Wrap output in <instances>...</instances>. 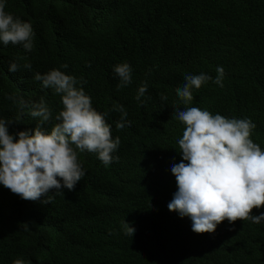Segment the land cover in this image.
I'll return each instance as SVG.
<instances>
[{"label":"trees","instance_id":"1","mask_svg":"<svg viewBox=\"0 0 264 264\" xmlns=\"http://www.w3.org/2000/svg\"><path fill=\"white\" fill-rule=\"evenodd\" d=\"M5 11L34 32L31 51L0 41V120L19 111L8 95L28 105L23 123L7 125L10 134L36 128L29 111L41 99L53 117L43 130L57 122L61 96L34 80L52 69L84 81L77 87L98 112L123 105L131 124L117 129L120 113L110 112L119 159L106 166L96 153L78 151L84 177L71 191L52 190L50 203L0 184V264H264V221L225 220L213 233H196L189 217L168 208L185 129L173 119L176 89L186 74L214 80L223 67V87L209 80L180 107L251 119L250 139L264 151V0H6ZM11 63L20 66L15 73ZM120 63L131 66L132 82L118 89ZM144 83L141 106L135 97ZM261 213L264 206L252 209Z\"/></svg>","mask_w":264,"mask_h":264},{"label":"clouds","instance_id":"2","mask_svg":"<svg viewBox=\"0 0 264 264\" xmlns=\"http://www.w3.org/2000/svg\"><path fill=\"white\" fill-rule=\"evenodd\" d=\"M5 3L6 0H0V41L4 45H22L31 51L34 36L31 24L7 13ZM19 67L11 63L8 70L15 73ZM23 67L31 70V64ZM113 72L119 78L118 89L131 84L132 69L128 63L115 65ZM216 72L214 80L204 73L186 74L185 83L176 89L179 101L174 105L173 119L182 122L185 129L178 140L182 159L171 167L177 191L168 208L181 217H189L192 231L196 233H213L225 220L229 223L251 220L256 224L264 221V213L252 215L253 208L264 206V151L250 139L255 123L247 118L213 115L194 106L180 107V103L189 105L194 99L192 90L200 89L209 80L223 87V67H217ZM34 80L59 94L63 108L55 116L57 122L50 131H45L43 125L53 117L51 109L41 99L29 111L33 118H39L36 128L19 131L14 137L7 125L23 123L28 105L23 98L7 96L19 105V111L14 120H0V184L24 200L36 201L43 196L42 202L50 203V198L46 197L52 190L59 193L67 188L71 191L84 177L78 151L96 153L106 166L119 159L112 155L120 145V138H112L111 126L106 122L110 112L120 113L117 129L130 126L131 122L120 104L114 103L110 110L98 112L90 96L82 87H77L84 81L59 69L45 74L37 72ZM146 91V83L138 88L135 99L141 106L144 104L141 97ZM161 99L166 101L167 96L162 95ZM124 231L133 236L135 229L125 222ZM14 264L23 262L16 260Z\"/></svg>","mask_w":264,"mask_h":264}]
</instances>
